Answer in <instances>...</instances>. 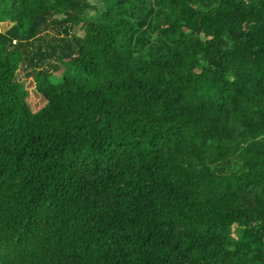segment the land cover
I'll list each match as a JSON object with an SVG mask.
<instances>
[{"label": "trees", "instance_id": "16d2710c", "mask_svg": "<svg viewBox=\"0 0 264 264\" xmlns=\"http://www.w3.org/2000/svg\"><path fill=\"white\" fill-rule=\"evenodd\" d=\"M0 264H264V0H0Z\"/></svg>", "mask_w": 264, "mask_h": 264}, {"label": "rangeland", "instance_id": "374dc122", "mask_svg": "<svg viewBox=\"0 0 264 264\" xmlns=\"http://www.w3.org/2000/svg\"><path fill=\"white\" fill-rule=\"evenodd\" d=\"M97 1V0H96ZM29 90L30 96L28 98V104L33 112H38L43 109L47 102L34 91V82L31 78L24 77L22 80Z\"/></svg>", "mask_w": 264, "mask_h": 264}]
</instances>
